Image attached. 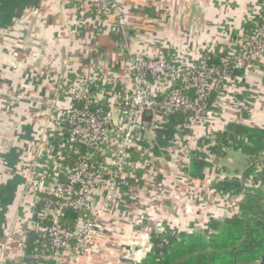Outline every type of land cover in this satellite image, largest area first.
<instances>
[{"label":"crops","instance_id":"obj_1","mask_svg":"<svg viewBox=\"0 0 264 264\" xmlns=\"http://www.w3.org/2000/svg\"><path fill=\"white\" fill-rule=\"evenodd\" d=\"M92 1L0 0V264H24L28 258L39 207L31 178L52 182L60 175L53 156L58 150L68 154L64 112L72 104L70 88L91 78L98 83V103L108 107L132 83L128 66L135 54L223 61L251 31L262 0H121L124 28L113 14H92ZM239 74L216 98L213 121L177 133L165 146L156 133L138 141L122 174L121 198L99 218L92 240L72 264H140L155 225L196 233L212 220L236 215L242 198L217 191L221 177L211 167L204 180L189 177L182 167L186 146L194 148L214 131L236 122L264 128V55ZM245 100L250 106L235 120ZM227 153L219 163L234 175L247 173V156Z\"/></svg>","mask_w":264,"mask_h":264},{"label":"built area","instance_id":"obj_2","mask_svg":"<svg viewBox=\"0 0 264 264\" xmlns=\"http://www.w3.org/2000/svg\"><path fill=\"white\" fill-rule=\"evenodd\" d=\"M91 13L98 17L113 14L121 28L125 27L127 21L121 0H93ZM251 22V31L240 37L232 55L218 66L209 65L204 58L193 61L184 55L171 59L133 55L128 66L132 83L121 87L119 101L111 105L110 110L98 103L94 90L98 83L93 79L70 88L72 104L64 112V129L68 127L69 137L68 154L58 150L53 156L65 180H61L60 175L52 182L43 177L31 178L38 194L48 195L44 198L36 195L41 203L31 224V231L39 236V244L32 254L34 259L41 264H72L92 240L99 218L108 214L121 198L122 174L138 141L163 130L170 116L176 112L187 116L178 128L179 136L185 130L195 131L204 122L209 111L206 101L210 93L218 90L219 96L224 95L233 82L232 70H248L264 55V0L260 2L257 16ZM151 78L164 86L152 88ZM178 82L184 83V88L176 87ZM185 89L193 90L194 97L184 92ZM95 106L98 109L94 110ZM242 116L241 112L238 119ZM78 142L89 150L73 167H68L64 161L66 157L79 153ZM110 144L114 145L111 159L107 165H102V160L108 156ZM191 150V145H187V159ZM202 152L213 172L221 178L227 176L219 158L211 153L208 145L203 146ZM97 155L102 157L99 163L95 161ZM256 168V177L261 179L263 163H258ZM240 177L243 186L254 187L252 177L246 173ZM65 208L78 212L79 219L74 229L61 225L60 218ZM238 208L239 204L237 212ZM153 230L168 231L161 224L155 225Z\"/></svg>","mask_w":264,"mask_h":264},{"label":"trees","instance_id":"obj_3","mask_svg":"<svg viewBox=\"0 0 264 264\" xmlns=\"http://www.w3.org/2000/svg\"><path fill=\"white\" fill-rule=\"evenodd\" d=\"M206 61L214 66L222 64V61L213 57ZM243 71L232 70L233 79ZM150 80L153 82L152 78ZM184 85L178 82L176 87L184 88ZM184 92L194 97L193 90L185 89ZM219 94L218 90L210 93L206 101L208 110L212 109ZM93 109L96 110L98 107L95 106ZM186 117L182 112L170 116L165 128L156 133L159 145H167L176 136L179 126L184 123ZM67 128L66 126L64 130L67 131ZM184 132L188 134L190 131ZM208 136L198 140L191 150L189 160L187 159L188 163L183 165L182 170L191 178L204 180L206 170L211 165L205 160L203 146L208 145L217 159L226 156L231 150L247 156V163L250 166L246 175L253 178L254 187L243 186L241 179L237 177V171L233 177L227 175L222 179L219 178V182L214 186L217 191L228 195L229 198H242L236 215L224 221L212 220L203 231L196 233L177 229L173 232L152 230L150 233L152 246L140 264H256L257 261L264 259V170L261 179L256 177L257 164L263 163L264 166V128H254L236 122L229 124L226 130L214 131ZM77 147L79 153L66 157L64 161L66 166L73 167L89 150L81 142L77 143ZM156 152L158 153L157 150ZM101 159L102 157L97 155L95 161L99 163ZM60 179L65 180L63 173L60 174ZM38 195L41 198L48 196L46 193ZM40 203L38 202V205ZM78 219L76 210L65 208L60 221L63 227L74 229ZM38 241L39 236L34 231H30L26 249L28 258L24 264H38L39 261L31 255L39 244Z\"/></svg>","mask_w":264,"mask_h":264},{"label":"rangeland","instance_id":"obj_4","mask_svg":"<svg viewBox=\"0 0 264 264\" xmlns=\"http://www.w3.org/2000/svg\"><path fill=\"white\" fill-rule=\"evenodd\" d=\"M243 103H244V105H242V106L240 107L242 113H244L245 110H246V108L250 106L248 100H245ZM58 105H59V104H57V103H55V102H52V103H51V106H52V108H54V110H56V109L58 110V107H57ZM108 108H109V110H110V109H112V106L110 105V106H108ZM210 112H211L210 110L207 111V114H206V117H205L204 122H205L206 120H207V121H213V120H214V117L210 116V115H211ZM241 112L239 111V113L236 114L235 120L238 119V117H239V115H240ZM237 116H238V117H237ZM204 122H203V123H204ZM220 163H221V162H220ZM221 165H222V164H221ZM222 167H223L222 170H223L224 173H228V174L230 173V172H228L227 168H225L223 165H222ZM231 168H232V169H231L232 171H235V170L233 169L234 166H231ZM232 173H234V172H231V173H230V174H231V175H230L231 177L234 176V174H232ZM228 176H229V175H228ZM240 176H241V174L239 173V174L237 175V177H239V179H241Z\"/></svg>","mask_w":264,"mask_h":264},{"label":"water","instance_id":"obj_5","mask_svg":"<svg viewBox=\"0 0 264 264\" xmlns=\"http://www.w3.org/2000/svg\"><path fill=\"white\" fill-rule=\"evenodd\" d=\"M264 263V259L261 260Z\"/></svg>","mask_w":264,"mask_h":264}]
</instances>
